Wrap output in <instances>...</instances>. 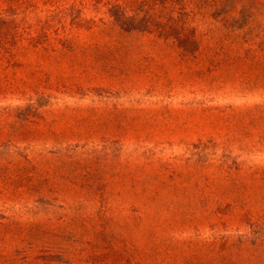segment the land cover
<instances>
[{
  "label": "rangeland",
  "instance_id": "obj_1",
  "mask_svg": "<svg viewBox=\"0 0 264 264\" xmlns=\"http://www.w3.org/2000/svg\"><path fill=\"white\" fill-rule=\"evenodd\" d=\"M0 264H264V0H0Z\"/></svg>",
  "mask_w": 264,
  "mask_h": 264
}]
</instances>
